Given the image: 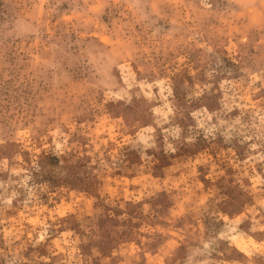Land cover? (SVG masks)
I'll return each mask as SVG.
<instances>
[{
  "label": "rangeland",
  "instance_id": "374dc122",
  "mask_svg": "<svg viewBox=\"0 0 264 264\" xmlns=\"http://www.w3.org/2000/svg\"><path fill=\"white\" fill-rule=\"evenodd\" d=\"M0 264H264V0H0Z\"/></svg>",
  "mask_w": 264,
  "mask_h": 264
}]
</instances>
